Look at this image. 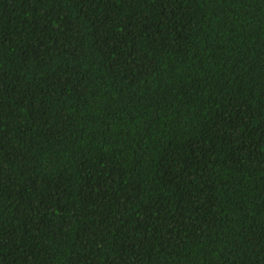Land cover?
I'll return each mask as SVG.
<instances>
[{
    "label": "trees",
    "instance_id": "16d2710c",
    "mask_svg": "<svg viewBox=\"0 0 264 264\" xmlns=\"http://www.w3.org/2000/svg\"><path fill=\"white\" fill-rule=\"evenodd\" d=\"M0 264H264V0H0Z\"/></svg>",
    "mask_w": 264,
    "mask_h": 264
}]
</instances>
